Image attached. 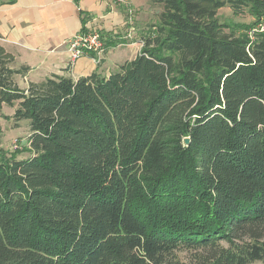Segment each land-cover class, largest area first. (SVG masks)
I'll return each mask as SVG.
<instances>
[{"label": "trees", "instance_id": "trees-1", "mask_svg": "<svg viewBox=\"0 0 264 264\" xmlns=\"http://www.w3.org/2000/svg\"><path fill=\"white\" fill-rule=\"evenodd\" d=\"M153 2L109 77L21 89L29 68L0 47V115L28 122L31 154L0 130V264L264 262V0ZM224 7L251 18L241 35Z\"/></svg>", "mask_w": 264, "mask_h": 264}, {"label": "crops", "instance_id": "crops-1", "mask_svg": "<svg viewBox=\"0 0 264 264\" xmlns=\"http://www.w3.org/2000/svg\"><path fill=\"white\" fill-rule=\"evenodd\" d=\"M132 6L131 0L127 6L111 0H16L0 4V47L14 57L15 69L29 68L25 76L29 83L51 76L77 80L98 73L109 77L122 64L114 52V58H108L112 49L131 47L133 58L125 61L133 60L141 50L143 30L137 29L138 16ZM83 27L100 31L106 44L111 42L105 45L97 65L89 56L70 63L66 41Z\"/></svg>", "mask_w": 264, "mask_h": 264}, {"label": "rangeland", "instance_id": "rangeland-1", "mask_svg": "<svg viewBox=\"0 0 264 264\" xmlns=\"http://www.w3.org/2000/svg\"><path fill=\"white\" fill-rule=\"evenodd\" d=\"M131 2L133 4L132 7L135 9V15L138 16L137 29L140 31L143 30V35L141 36L145 37L153 33V26H157L160 22V14L163 12V6L154 3L153 0H131ZM218 20L220 23L229 27L225 30L226 33L232 31L236 36L241 35V32L238 34L240 28H237V26L239 24H248L251 22V18L245 10L239 15H234L229 7H224L218 12ZM139 46L141 49L140 43ZM113 52L118 56L117 60L122 64L125 59H132L134 55L131 47L124 46L123 48L112 49V55H108L109 59L114 58ZM120 53L123 54L122 57L119 56ZM15 80H17V85L21 89L26 88L27 83H29V79L25 77H16ZM13 111L14 108L3 107L0 115V130L2 133L1 148L6 152L15 154L19 159H25L31 155L28 148L29 126L27 121L15 122L12 118ZM189 256L190 252L182 251L178 253L181 261H186ZM252 264H264V262L257 261Z\"/></svg>", "mask_w": 264, "mask_h": 264}, {"label": "built area", "instance_id": "built-area-1", "mask_svg": "<svg viewBox=\"0 0 264 264\" xmlns=\"http://www.w3.org/2000/svg\"><path fill=\"white\" fill-rule=\"evenodd\" d=\"M123 6H127L129 0H111ZM143 46L142 42L140 43ZM70 63L74 64L78 59L89 56L94 64H99L105 52L106 40L100 31L85 29L66 41Z\"/></svg>", "mask_w": 264, "mask_h": 264}, {"label": "water", "instance_id": "water-1", "mask_svg": "<svg viewBox=\"0 0 264 264\" xmlns=\"http://www.w3.org/2000/svg\"><path fill=\"white\" fill-rule=\"evenodd\" d=\"M184 142H185V144L187 145L189 141H188V139H186Z\"/></svg>", "mask_w": 264, "mask_h": 264}]
</instances>
